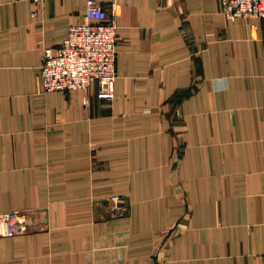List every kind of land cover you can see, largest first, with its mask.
Masks as SVG:
<instances>
[{
  "label": "crops",
  "instance_id": "obj_1",
  "mask_svg": "<svg viewBox=\"0 0 264 264\" xmlns=\"http://www.w3.org/2000/svg\"><path fill=\"white\" fill-rule=\"evenodd\" d=\"M114 98L41 88L87 0H0V264H264V23L220 0H97ZM120 195L123 216L108 208Z\"/></svg>",
  "mask_w": 264,
  "mask_h": 264
},
{
  "label": "built area",
  "instance_id": "obj_2",
  "mask_svg": "<svg viewBox=\"0 0 264 264\" xmlns=\"http://www.w3.org/2000/svg\"><path fill=\"white\" fill-rule=\"evenodd\" d=\"M39 3L42 0H29ZM226 18H260L264 23V0H220ZM116 60V22L97 0H87L81 20L69 27L67 37L56 47L42 49L40 85L44 92L70 91L97 85L96 96L114 98ZM108 208L116 216L126 213L120 195L108 197ZM33 212L0 213V233L17 235L35 225Z\"/></svg>",
  "mask_w": 264,
  "mask_h": 264
}]
</instances>
